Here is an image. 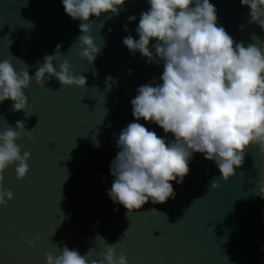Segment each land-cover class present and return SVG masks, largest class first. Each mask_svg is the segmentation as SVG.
Returning a JSON list of instances; mask_svg holds the SVG:
<instances>
[{
  "label": "water",
  "instance_id": "obj_1",
  "mask_svg": "<svg viewBox=\"0 0 264 264\" xmlns=\"http://www.w3.org/2000/svg\"><path fill=\"white\" fill-rule=\"evenodd\" d=\"M210 2L217 9V25L234 41L264 46V29L249 23L248 6L240 0ZM149 7L147 0H125L118 16L90 17L89 34L101 49L90 63L80 54L81 21L65 13L62 0H0V61L8 59L17 72L26 69L32 76L24 89L29 97L25 112L13 111L11 99L0 103V132L22 120L34 137L26 134L16 141L21 155L31 153L26 176L17 178L15 163L3 173L13 199L0 206V264H47L46 254L59 255L65 244L87 253L91 264L114 243L117 257L125 255L128 264H264V199L255 194L264 155L258 145L247 149L228 181L214 161L194 153L183 183L171 182L174 198L149 200L127 216L128 210L107 195L121 129L139 122L158 136L174 138L132 115L136 89L153 79L162 83L163 65L147 64L122 42L129 34L139 39L135 29ZM133 14L136 20L129 23L126 18ZM58 44L62 54L54 66L59 71L67 60L74 75L86 77L83 88L47 76L45 86L36 83L37 68ZM212 180L219 187L213 188Z\"/></svg>",
  "mask_w": 264,
  "mask_h": 264
},
{
  "label": "clouds",
  "instance_id": "obj_2",
  "mask_svg": "<svg viewBox=\"0 0 264 264\" xmlns=\"http://www.w3.org/2000/svg\"><path fill=\"white\" fill-rule=\"evenodd\" d=\"M147 2L150 7L140 13L135 29L139 39L129 34L122 42L130 52H139L147 64L163 65L162 83L153 79L136 89L137 95L130 101L132 115L135 121L154 123L174 138L158 136L139 122L121 129L116 141L119 151L110 164L114 180L107 195L128 210L126 216L149 200L157 204L174 198L171 182L183 183L194 153L214 161L224 181L236 175L251 146L258 145L264 155V46L234 41L223 26L217 25V9L210 0ZM240 3L250 9L249 23L264 29V0ZM62 4L68 16L81 21V35L77 37L82 46L80 54L93 63L101 49L89 34L94 22L90 17L107 13L118 16L125 0H62ZM126 19L131 23L136 16ZM123 28L128 31L127 24ZM61 47L56 45L54 54L44 56L34 75L36 83L45 86L47 76L63 86L83 88L86 77L74 75L67 60L59 71L54 66L62 54ZM31 79L28 70L17 72L10 60L0 61V103L11 99L13 111L25 112L29 97L24 89ZM26 134L34 139L22 120L16 121L15 128L10 125L0 132V206L13 199L12 191L4 187L5 169L15 163L18 179L29 171L31 153L21 155L16 142ZM211 185L219 187L215 180ZM256 187L255 194L264 199V173ZM28 243L31 246L34 241ZM59 250V255L46 254L47 264H88L87 253L81 255L66 244ZM102 257L91 264H128L125 255L117 257L115 243L106 245Z\"/></svg>",
  "mask_w": 264,
  "mask_h": 264
}]
</instances>
